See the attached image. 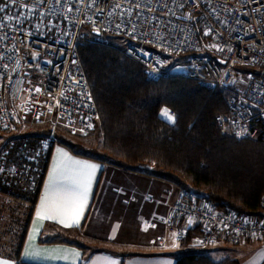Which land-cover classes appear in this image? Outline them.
<instances>
[{
	"label": "built area",
	"instance_id": "obj_1",
	"mask_svg": "<svg viewBox=\"0 0 264 264\" xmlns=\"http://www.w3.org/2000/svg\"><path fill=\"white\" fill-rule=\"evenodd\" d=\"M1 2L15 7L35 29L0 20V132H12L19 124L62 123L85 135L95 129L99 115L77 49L80 40H96L81 31L88 25L128 38L123 52L149 78L164 73L161 50L189 52L181 73L213 93L223 89L227 94L220 128L264 140V0ZM260 206L264 211V192ZM169 209L164 222L181 245L190 232V245L202 248L264 238V214L219 211L187 188Z\"/></svg>",
	"mask_w": 264,
	"mask_h": 264
},
{
	"label": "trees",
	"instance_id": "obj_2",
	"mask_svg": "<svg viewBox=\"0 0 264 264\" xmlns=\"http://www.w3.org/2000/svg\"><path fill=\"white\" fill-rule=\"evenodd\" d=\"M77 49L99 115L94 130L100 134V153L93 157L170 177L179 186L181 181L190 183V190L219 211L264 214L260 206L264 140L240 138L220 128L218 116L227 112L223 89L213 93L181 72L149 78L139 62L102 40H80ZM161 108L174 111V125L161 118ZM52 144L39 164L40 172L19 171L14 176L9 162L0 164V254L18 264H32L21 260V250ZM11 182L14 185L9 188L19 193L5 189ZM185 240L182 247L190 245L192 232ZM176 264L241 263L232 257L214 260L203 251H191L179 255Z\"/></svg>",
	"mask_w": 264,
	"mask_h": 264
},
{
	"label": "crops",
	"instance_id": "obj_3",
	"mask_svg": "<svg viewBox=\"0 0 264 264\" xmlns=\"http://www.w3.org/2000/svg\"><path fill=\"white\" fill-rule=\"evenodd\" d=\"M50 129L47 124H19L12 132H0V164L9 162L14 167L13 172L18 173L39 171V164L45 159L50 142H53L21 250V260L32 264H176V253L182 250V245L176 243L180 246L173 250L175 246L170 243L174 238L173 232L164 222L170 215L171 203L182 189L176 180L156 173L129 170L75 151L54 139V132ZM77 161L80 163L77 164ZM83 164H94L97 169L78 226L68 227L60 223L61 219L71 223L68 214L54 219L38 217L37 212L53 169L57 171L56 180L68 187L85 171ZM19 165L22 169L18 168ZM50 202H59L54 191L50 194ZM251 239L225 241L227 246L215 242L210 245L211 258L237 259L228 254L221 257L216 254L225 249L236 252L247 246ZM27 250L35 254L26 256ZM0 261L18 264L15 259L1 254ZM257 262L253 256L245 258V263L240 261L241 264Z\"/></svg>",
	"mask_w": 264,
	"mask_h": 264
},
{
	"label": "rangeland",
	"instance_id": "obj_4",
	"mask_svg": "<svg viewBox=\"0 0 264 264\" xmlns=\"http://www.w3.org/2000/svg\"><path fill=\"white\" fill-rule=\"evenodd\" d=\"M11 8L8 4L6 5L2 2L0 3V9H2L0 10V20L8 24H18V25L21 24L25 28L35 29V27L34 28L32 26L29 27L30 24L28 22L23 21L24 19H22V17L18 15L19 13L15 7H11ZM29 14L31 15V13H28L27 15ZM81 31L87 36H96V40L98 41L102 40L104 42L110 43L121 49H125L130 43L128 38L122 35L111 34L108 32H101V35L97 36L93 32V29L90 28V26L88 25H84ZM160 52L162 56L164 57V59L166 60V64L164 66V72L180 73L188 64V60L190 57L189 52L180 53V54L168 52L165 50H161ZM47 125H49V127L51 128L50 130L54 132V135H55L54 139H56L57 141L66 142L69 146H71V149L78 151V152L86 153L89 155H97L100 153V147L98 144L99 139H100L99 137L100 134L96 130H94L93 133L85 135V134H80V133L76 134V133L70 132L62 123H57L56 125H54V127L51 124H47ZM19 173L18 171H14L12 174L14 176H17ZM181 182H183V183H180L181 188H189V189L193 188L190 183H187V182L184 183V181H181ZM11 185H14V183L11 182L8 186L6 185L5 189H8L12 191L13 193L20 192L18 191V189L9 188L11 187ZM172 238L173 237H171V239ZM262 240H264V238L252 237L250 243L247 246H244L238 249L239 251L237 250L236 252H234L233 249H225L226 251L224 250V251L217 252L216 256L221 257V256L228 254L231 256H235L237 259H239L241 262H244V263H245V258L249 256H253V257H256L258 264H264V243L262 242ZM170 243L175 245V249L173 250H177L178 249L177 247L180 246L176 244L177 242L174 240V238L171 240ZM216 243L218 245L227 246V243H225V241H218ZM210 248H211L210 245L206 248H202L198 245H189V246L181 247L180 249L182 250L178 251L176 255L179 256L184 252L203 251L208 256L211 255L210 257H212V254L209 252ZM165 249L169 250V248H165Z\"/></svg>",
	"mask_w": 264,
	"mask_h": 264
},
{
	"label": "snow or ice",
	"instance_id": "obj_5",
	"mask_svg": "<svg viewBox=\"0 0 264 264\" xmlns=\"http://www.w3.org/2000/svg\"><path fill=\"white\" fill-rule=\"evenodd\" d=\"M160 115L165 122L173 125L175 124L176 117L169 109H163ZM76 163L79 164L80 162L77 161ZM82 168L85 171H83L78 178L74 179L68 187L62 186L56 180L57 171L55 168L53 169V172L49 176V184L41 200L40 209L37 212L38 217L54 219L57 216H64L68 214V219H70L71 223H65L64 219H61L60 223H63L68 227L73 225L78 226L80 217L88 199L92 177L97 169V166L94 164H83ZM53 191L59 200L56 204H52L50 202V194H52ZM173 236L175 238V234H173ZM34 254L35 253L31 250H27L25 252L26 256ZM0 264H5V262L0 261Z\"/></svg>",
	"mask_w": 264,
	"mask_h": 264
},
{
	"label": "water",
	"instance_id": "obj_6",
	"mask_svg": "<svg viewBox=\"0 0 264 264\" xmlns=\"http://www.w3.org/2000/svg\"><path fill=\"white\" fill-rule=\"evenodd\" d=\"M97 36L101 35V31L100 30H94L93 31Z\"/></svg>",
	"mask_w": 264,
	"mask_h": 264
}]
</instances>
